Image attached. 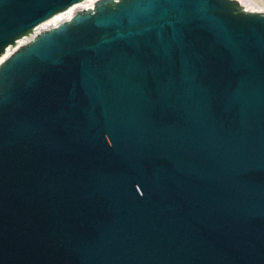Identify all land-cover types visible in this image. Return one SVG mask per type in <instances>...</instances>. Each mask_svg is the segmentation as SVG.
I'll return each instance as SVG.
<instances>
[{
	"label": "water",
	"instance_id": "1",
	"mask_svg": "<svg viewBox=\"0 0 264 264\" xmlns=\"http://www.w3.org/2000/svg\"><path fill=\"white\" fill-rule=\"evenodd\" d=\"M9 52L0 264H264L257 2L0 0Z\"/></svg>",
	"mask_w": 264,
	"mask_h": 264
},
{
	"label": "bare ground",
	"instance_id": "2",
	"mask_svg": "<svg viewBox=\"0 0 264 264\" xmlns=\"http://www.w3.org/2000/svg\"><path fill=\"white\" fill-rule=\"evenodd\" d=\"M86 2L84 1H80V2H77L75 4H73L72 6H70V8L62 11V12H59L57 14H55L52 18L50 19H47L45 21H43L39 26H38V30L36 31L35 30V33L26 39V41H31L32 38L41 30L43 29H48V28H51V27H55L57 25H59L62 21H65V20H69L72 18V16L74 15V12L83 8V7H88V4H85ZM91 8H94V7H91ZM21 44H18L14 47L13 49V52L20 46ZM11 52L9 53H5V54H2L0 56V63L3 62L5 60V57H7L8 55H10Z\"/></svg>",
	"mask_w": 264,
	"mask_h": 264
},
{
	"label": "rangeland",
	"instance_id": "3",
	"mask_svg": "<svg viewBox=\"0 0 264 264\" xmlns=\"http://www.w3.org/2000/svg\"><path fill=\"white\" fill-rule=\"evenodd\" d=\"M253 1L257 2L260 8H264V0H253Z\"/></svg>",
	"mask_w": 264,
	"mask_h": 264
},
{
	"label": "built area",
	"instance_id": "4",
	"mask_svg": "<svg viewBox=\"0 0 264 264\" xmlns=\"http://www.w3.org/2000/svg\"><path fill=\"white\" fill-rule=\"evenodd\" d=\"M51 28H52V27H51ZM48 29H49V28H48ZM43 30H46V29H43ZM43 30H41V31H43ZM41 31H39V32H41ZM39 32H38V33H39ZM38 33H37V34H38ZM34 37H35V36H34ZM32 39H33V38H32Z\"/></svg>",
	"mask_w": 264,
	"mask_h": 264
}]
</instances>
